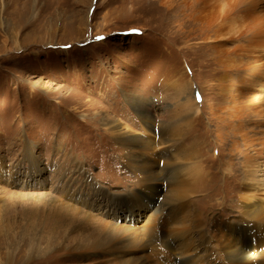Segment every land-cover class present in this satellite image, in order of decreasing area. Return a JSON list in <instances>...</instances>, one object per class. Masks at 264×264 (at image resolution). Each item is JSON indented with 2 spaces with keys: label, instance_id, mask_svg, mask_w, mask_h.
<instances>
[{
  "label": "rangeland",
  "instance_id": "rangeland-1",
  "mask_svg": "<svg viewBox=\"0 0 264 264\" xmlns=\"http://www.w3.org/2000/svg\"><path fill=\"white\" fill-rule=\"evenodd\" d=\"M230 1L213 2L218 13H223L233 5ZM248 1L239 0V6ZM177 2L182 5L181 0ZM160 4V0H0V264L111 263L107 254L93 247L88 250L91 255L74 257L73 246H89L93 239L87 230L76 229L74 220L57 213L56 207L70 201L64 194L65 184L71 195L90 194L79 165L95 186L112 194L120 208H124L127 194L131 199L143 197L146 209L152 207L154 193L137 194L140 187L129 180L131 173L123 164L125 154L102 122L119 121L142 136L140 121L129 105L133 96L149 100L157 116L162 114L171 122L162 109L179 99L173 82L179 80L180 86L183 74L196 92L203 116L196 125L197 137L206 144L201 153L205 158H219L213 161L215 169L226 155L219 147L227 140L219 137L222 130L214 132L211 118L246 109L240 111L245 124L253 125L247 109L254 102L263 105L264 79L254 85L257 91L252 95L239 94L232 99L223 95L219 88L227 80L217 76L223 67L216 63L212 49L219 47L222 58L237 52L244 55L252 36L243 34L241 27L235 29L239 33L233 31L238 21L234 24L232 17L220 22L223 26L218 24V29L205 32L201 23L181 18L183 5L179 11L167 13ZM255 11L256 15L264 13ZM259 60L263 65L264 48ZM255 69H248L244 82ZM245 89L247 85L242 84L239 90ZM254 126L258 127L255 132L264 130L262 125ZM219 128L225 129L223 124ZM27 145L37 169L24 152ZM234 162L237 172L236 158ZM227 170L222 167L220 180L212 183V199L204 198L206 193L195 183L187 198L189 211H199L208 235L216 233L217 221H232L241 211L238 198L243 180L225 177ZM197 173L189 178L198 181L203 175ZM258 184L264 196V181ZM159 195L161 202L162 191ZM109 202L101 210H110ZM253 245L262 248L263 238H252L242 247L249 252Z\"/></svg>",
  "mask_w": 264,
  "mask_h": 264
},
{
  "label": "bare ground",
  "instance_id": "bare-ground-1",
  "mask_svg": "<svg viewBox=\"0 0 264 264\" xmlns=\"http://www.w3.org/2000/svg\"><path fill=\"white\" fill-rule=\"evenodd\" d=\"M160 1L162 3L160 5L167 13H172L173 10L179 11L183 5L179 12L181 18L183 16L194 21L195 24L201 23L205 27V32L210 28L215 29L220 22L229 17L235 19L234 24L238 21L236 26H232L234 28L232 30L237 31L235 29L241 27L243 34L252 36V41L246 44L244 55L236 51L237 53L232 56L222 58L218 55L221 49L212 48L217 56L216 63L223 67L217 76L227 80V83L221 85L219 89L224 93L223 95H229L231 99L243 94L252 95L257 91L254 85L264 79V64L260 65L259 62V55L264 48L261 45L262 42L264 43V13L256 15L254 11L256 9L264 11V0H249L244 7L239 6V0H231L233 5L228 8L229 11L223 13H218L214 0H181L182 5H178L177 0ZM174 17L181 22L178 16ZM231 25H227L228 29ZM240 57L245 58V62ZM253 68L257 70L255 69V72H252L244 82L248 69ZM180 77L182 78L180 86H178L179 80L173 82L179 99L174 105L170 104L162 109L166 116L171 117V122H168L169 118H163L162 114L157 116L149 100H139L140 97L137 96L130 99L129 105L140 121L142 136L133 134L119 121H102L103 126L112 131L111 134L121 147L120 150L125 154L123 164L131 173L129 180L136 187H140V190H135L137 194L154 193L153 197L156 200L153 198L154 200L150 201L152 207L146 209L147 205L143 203V197L135 196L131 199V195L127 194L128 196L125 195L123 198L126 201L125 206L120 208L110 196L112 194L95 186L79 165L77 168L83 180L88 183L90 194L76 192L71 195L70 187L65 184L64 194H67V199L70 201L56 207L57 213L65 214L67 218L74 220L75 228L80 231L87 230L93 239L89 246L80 243L73 246L72 249L76 251L75 254L73 252L74 257L91 255L88 250L93 247L107 254L112 259L110 264H264V245L262 248L253 245L255 248L250 249L249 252L242 247L244 243L250 244L251 239L255 237L264 240V196L258 189L260 186L258 182L264 181L260 176L262 161L264 162L262 160L264 159V130L257 129L255 132L257 126H254L257 124L264 128V103L262 102L263 105H259V108L257 104H254L255 102H252L254 106L250 110L247 109V114L252 115L251 119L253 117L251 121L253 125L245 124L244 114L240 112L244 110V107L241 106L243 110L236 111V114L228 112L224 114L226 116L223 115L224 117L220 114L211 118L215 121L214 132L222 130L224 133L219 137L227 140L222 147H219L221 151L226 152V155L220 158V167L215 169L212 167L213 161L219 158L217 156L205 158L201 151L206 144L203 145L201 138L197 137L199 132L197 134L196 125L203 116L197 104L196 92L183 74ZM242 84L247 85V89L240 91ZM210 111H212L211 108ZM220 124H223L225 129L219 128ZM190 126L193 129L184 132ZM24 152L32 168H39L28 145ZM235 158L238 161L239 171L237 172L234 167ZM222 167H228L225 177L236 176L243 180L241 195L238 198L241 211L239 217H234L232 221L227 223L217 221L214 230L216 233L208 235L203 229L199 211L195 208L189 211L190 204L188 205L187 198L193 188L191 185L195 183V186L201 185L200 189L202 188V192L206 193L204 198L212 199L215 195L210 194L214 187L212 183L216 179L220 180ZM190 172L192 174L198 172L197 175L201 172L203 176L200 175L201 178L198 181H195L197 178L193 181V178H189ZM160 191L163 197L161 202L159 201ZM108 199L111 201L108 205L110 210H101L104 203H108ZM75 200L76 203L73 204ZM49 201L50 199L43 200L45 203ZM106 207L107 205L105 209ZM37 238L33 236V240L37 241ZM255 244L258 246L257 243Z\"/></svg>",
  "mask_w": 264,
  "mask_h": 264
}]
</instances>
